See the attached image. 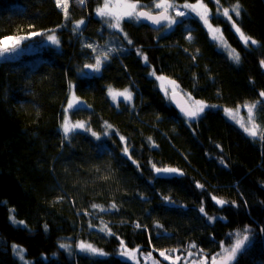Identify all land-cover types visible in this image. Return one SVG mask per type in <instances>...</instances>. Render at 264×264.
Returning a JSON list of instances; mask_svg holds the SVG:
<instances>
[{"label":"trees","instance_id":"obj_1","mask_svg":"<svg viewBox=\"0 0 264 264\" xmlns=\"http://www.w3.org/2000/svg\"><path fill=\"white\" fill-rule=\"evenodd\" d=\"M202 2L240 54L239 64L195 17L167 33L136 20L124 21L120 32L97 15L103 0H72L67 18L55 0H0V40L41 33L35 50L0 61V264H21L12 245L25 250V264H134L121 255V241L156 257L169 250L216 254L246 226L251 243L232 264H264V140L225 114L264 101V0H238L241 16L232 15L256 45H244L222 15L237 0ZM80 20L85 23L74 31ZM48 33L58 35L59 46H41ZM103 51L109 57L89 74L84 66ZM158 76L207 108L187 120ZM108 88L128 89L133 98L115 104ZM71 90L82 103L69 117L87 129L64 137ZM256 109L264 127V103ZM153 164L183 175L157 174ZM213 197L228 203L221 207ZM13 216L24 224H12ZM79 241L108 255L59 246Z\"/></svg>","mask_w":264,"mask_h":264},{"label":"snow or ice","instance_id":"obj_2","mask_svg":"<svg viewBox=\"0 0 264 264\" xmlns=\"http://www.w3.org/2000/svg\"><path fill=\"white\" fill-rule=\"evenodd\" d=\"M217 4H219V0H215ZM55 3L57 7H62L63 12L65 15V18L68 17V5H69V0H55ZM119 7V6H117ZM138 7V4L136 3H128L125 2L123 4V8L126 9L124 11H116L115 7H110V2L109 0H103V6L98 7L95 11L99 17H104V18H109L106 20L107 26L109 28L117 29L120 32H123V29L121 28V20H123L125 17L131 19V20H136L139 21L141 18L146 19L148 21H151L153 24H160L162 21H167L168 26L171 27L172 25H175L177 23H180V21L176 20L172 16L168 15L169 9H173L175 16L177 17H184L186 14L184 11L180 10L181 6L175 5L173 3H169L168 0H162L160 3H155L154 7L156 9H163V11L159 15H153L151 12L148 11H139L137 12L136 9ZM183 8L185 9H191L193 12H196V14L199 16V18L203 21L204 25L207 27L208 31L212 34V39L213 40H221L222 41V36L218 37L216 35L217 32H220L221 30L213 28L212 24L209 22V14H210V9L207 8V5H205L202 0L198 2L197 4H187L185 3L182 5ZM241 6L237 0V2L232 6L231 10L229 8H224L222 15L226 17L230 22L231 26L235 29V32L239 34L241 40L243 41L244 45H248L249 42L252 45H256L257 41L255 39H252L250 36H247L241 29V27L237 24L235 20H232V15H235L237 18L241 16ZM220 14V10L218 9L217 15ZM215 18V17H213ZM85 23L84 20H80L76 23V27L74 28V31L79 30L80 26ZM31 36H37L41 35V33H31ZM28 37H25L24 39H27ZM124 38L127 40L128 44H132V41L127 38V34L124 33ZM12 38H6L5 40L0 41V58L4 57L6 54L17 52L20 50L19 46L21 45L22 41L21 40H16L13 44L9 45L8 40H11ZM48 39L52 41L54 44H59V40L56 38L55 34L49 35ZM187 39L191 40L193 37L189 35ZM85 47L93 49L95 51V47L92 44H87ZM111 51H116V49H112ZM110 53L109 52H104L102 55H97L95 57V63L94 64H86L84 67L91 69L94 72H99L102 68V65L104 61L109 57ZM230 58L235 64H239L241 61V56L239 53L235 52V50H232L230 53ZM145 62H147V56H144ZM260 64L262 67H264V60L260 61ZM152 75H155V71L153 70ZM157 79L159 80H164L166 79L163 76H158ZM171 84H175V81H169ZM108 94L111 96V98L115 101L117 97L123 96L124 99L128 102H131L132 100V93L130 90L125 89L122 92L114 91L112 88L108 89ZM260 97H264V91H261L259 93ZM200 103V102H197ZM261 103H264V101H256L255 103L252 104H245L244 107L247 109L248 113V120L249 123L252 125L251 127L246 126L242 120L236 121L237 123L240 124V126L243 128V130L251 137L255 138L257 137V130H256V124L254 122V117H253V112L254 109L257 108V106ZM69 108L73 107V104L69 102L68 104ZM205 105L201 104V106L196 109V110H187L183 109L185 115L189 117V119L195 120L197 119L201 113L204 111ZM79 110V108H77ZM226 114L232 118L235 119V115L233 114V111L231 109H225ZM110 127V125H109ZM85 128L84 123H76L72 126L69 125L67 121H65L62 125L63 132L65 136L69 133H71L74 129H81ZM93 136H96L97 139H99V136L96 133H92ZM123 140L124 138L121 137ZM260 139L264 140V135L260 136ZM124 152L127 155L128 154V148H124ZM154 168L155 172L157 174H177V175H183V173L177 169V168H157L154 164L152 165ZM199 187H203L202 185H198ZM218 205L221 207L228 203L227 201L223 199H217L216 197H213ZM234 203V202H233ZM93 207H99L98 205H93ZM113 208H116V205L112 206ZM101 211H105L104 208L100 207ZM201 213H204V208L201 207L199 209ZM210 219H216L215 217H211ZM10 222L14 225H23V221H17L15 217L13 216L10 220ZM137 227H140L139 224H137ZM45 230H47V225H45ZM259 231L261 233H264V227H260ZM253 233V230L249 227H245L243 229V234L240 232H237L235 235L237 239L235 240V243L232 244L229 248H223L222 247V253H217L212 257V264H232L233 261L237 260V257L239 254H241L248 246V244L251 243L250 235ZM109 234H112L109 230ZM61 248H69V245L67 244H61L59 245ZM78 247L80 248L81 251L83 252H88L93 256H106L108 255L105 253L103 250L98 249L94 247L91 244H85L81 242ZM192 248H195L196 245L193 244L191 245ZM121 255L129 258H134V252L131 250H128L126 245H124L123 241H121ZM12 250L14 254L17 256L18 259L24 260V250L20 248L18 245H12ZM202 251V250H201ZM161 256H163L165 259H169L168 256L165 255L164 252L160 253ZM191 255V253H189ZM217 256L220 257V259H217ZM179 259V257H177ZM195 264V262H194Z\"/></svg>","mask_w":264,"mask_h":264},{"label":"rangeland","instance_id":"obj_3","mask_svg":"<svg viewBox=\"0 0 264 264\" xmlns=\"http://www.w3.org/2000/svg\"><path fill=\"white\" fill-rule=\"evenodd\" d=\"M71 1L72 0H69V5H68V12H69V7H70V4H71ZM110 2V7H115L116 8V11H124L126 9L123 8V4L125 2H128V3H136L138 4V7L136 9L137 12L141 11V10H147L151 13H159V12H162L163 9H156L154 7V4L155 3H160L162 2V0H155L153 1L152 3H141V2H132V1H128V0H109ZM169 3H173L175 5H178V6H181L180 7V10L181 11H184L185 12V16L184 17H177L175 16V13H174V10L173 9H169V12L168 14L170 16H172L173 18H175L176 20L178 21H182L184 18H188V17H195L197 19H199L200 21H202L199 16L196 14V12H193L191 9H185L182 7V5L184 4H178V3H175L173 1H170L168 0ZM198 3V2H197ZM197 3H187V4H197ZM204 3V2H203ZM205 4V3H204ZM206 5V4H205ZM103 6V4H102ZM101 6V7H102ZM119 6V7H117ZM62 10L63 8L60 7ZM208 9H210L208 6H207ZM231 10V9H230ZM211 15H212V12L210 10V14H209V22L212 24L211 22ZM102 19H104L105 21L108 20L109 18H104V17H101ZM232 20H233V16H232ZM124 21H133L127 17H125L123 20H121V26L123 24ZM203 23V21H202ZM204 24V23H203ZM176 25V24H175ZM175 25H172L171 27L168 26V24L164 27V30H163V33H167L169 32ZM213 28L215 29H220V27H217L215 25H213ZM163 28V27H162ZM210 33V32H209ZM52 34H55L56 38L58 39V35L56 33H48L46 35L43 36L42 39V42H41V46H59V44H54L52 41H50L48 39V36L49 35H52ZM216 35L218 37L222 36V41L221 40H214L218 46L223 49L227 54L228 56L230 57V53L231 51L233 50L231 48V46L228 44L227 40H226V37L225 35L223 34L222 30L220 32H217ZM210 36L212 38V34L210 33ZM25 37H28L27 39H24ZM9 38V37H8ZM12 39L11 40H8V43L9 45L13 44L16 40H21L22 43L21 45L19 46L20 50L17 51V52H13V53H9V54H6L4 57L0 58V61H3L4 59H11V58H16V57H20L23 53H29V52H32V50H35L37 47L40 46V44L38 46H34V42L36 41L34 36H31V35H25V36H19V37H11ZM6 39V38H5ZM3 39V40H5ZM59 40V39H58ZM2 41V40H0ZM0 47H2V45H0ZM105 51V50H104ZM103 51V52H104ZM236 52V51H235ZM87 72H89V74H97L98 72H94L92 70L89 71V69L87 70ZM159 86L163 89L164 93L169 97L171 93L175 92V91H179L178 89V86H176L175 84H171L169 83V81L167 79H164V80H159ZM109 89V88H108ZM114 90V89H113ZM115 91V90H114ZM124 91V90H123ZM118 92H122V91H118ZM111 98V96H110ZM124 97L123 96H120V97H117V99L114 101L115 104L118 103V101L120 100H123ZM188 101L190 102L193 110H196L198 109L201 104L205 105L204 109L207 108V104L206 103H203V102H200V103H197V101H192L188 98ZM69 102H71L73 104V107L72 108H69L68 107V104ZM82 103L81 99L77 98L76 94L74 93L73 90L70 91V94H69V97L67 98L66 100V103L64 105V112H63V116H62V122H61V127H60V130L63 134L64 137L65 134L63 132V129H62V125L65 121H67L69 123L70 126L76 124V123H84V122H80V121H73L71 120V118L69 117V111L73 108H76L77 106L80 107L79 105ZM233 111V114L235 115V119H232L230 118L226 112L225 114L227 115V117L232 120L233 122H235L237 125L240 126L239 123H237L236 121L238 120H242L243 123L248 126V127H251L252 125L249 123V120H248V113H247V109L245 107H240L236 110H232ZM257 109H254V112H253V117H254V122L256 124V130H257V139L259 140H262L260 139V136L261 135H264V127H262L258 121V116H257ZM85 124V123H84ZM241 127V126H240ZM242 128V127H241ZM86 124H85V128H81V129H74L71 133L73 132H80V131H86ZM69 133V134H71ZM68 134V135H69ZM67 135V136H68ZM160 175H171V174H160ZM237 239V237H236ZM82 241H79V242H76V245L73 246V248H67L70 252H83L80 250V248L78 247V245L81 243ZM85 244H89V243H86V242H83ZM65 244V243H63ZM95 247V246H94ZM230 247V246H229ZM227 246H224L223 248H229ZM21 248V247H20ZM23 249V248H22ZM75 249V250H73ZM24 250V249H23ZM129 250V249H128ZM133 251V250H132ZM134 252V258H129V257H125L123 256L124 258L132 261L134 264H165L168 262V264H212V257L216 254H207L205 252H199L198 250H193V249H190V250H187L186 252H180L178 250H169V251H158V257H156V255H152L151 253H148V254H141L139 251H133ZM161 252H164L166 256L169 257V259H165L163 256L160 255ZM14 253V252H13ZM85 253H88V252H85ZM189 253H191V255H189ZM218 253H222V249L221 251H219ZM24 254H25V250H24ZM90 254V253H88ZM14 256L17 258V256L14 254ZM177 257H179V259H177ZM18 259V258H17ZM217 259L219 260L220 257L217 256ZM21 264H25L27 263L26 259H25V255H24V260H20ZM29 262V261H28Z\"/></svg>","mask_w":264,"mask_h":264},{"label":"water","instance_id":"obj_4","mask_svg":"<svg viewBox=\"0 0 264 264\" xmlns=\"http://www.w3.org/2000/svg\"><path fill=\"white\" fill-rule=\"evenodd\" d=\"M141 11H147V10H141ZM149 12V11H148ZM161 12L159 13H152L153 15H159ZM169 15V14H168ZM139 21L148 24L153 30H159L162 27H165L168 22L167 21H162L160 24H153L151 21H148L146 19L141 18ZM170 101L173 105V107L181 114L183 115L187 120L194 122L195 120L189 119V117H187L183 111V109H187V110H193L190 102L188 101V99L186 98V96L179 92V91H175L173 93L170 94Z\"/></svg>","mask_w":264,"mask_h":264}]
</instances>
